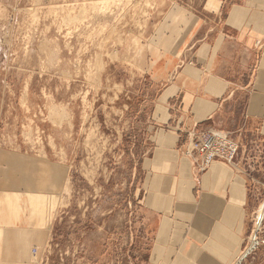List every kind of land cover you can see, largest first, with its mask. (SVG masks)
<instances>
[{
	"label": "rangeland",
	"instance_id": "rangeland-1",
	"mask_svg": "<svg viewBox=\"0 0 264 264\" xmlns=\"http://www.w3.org/2000/svg\"><path fill=\"white\" fill-rule=\"evenodd\" d=\"M201 1L0 0V152L31 156L42 181L37 162L50 161L41 160L68 188L59 201L28 197L40 217L58 204L48 241L31 248L36 264L145 262L139 166L155 103L156 33L175 10L194 13ZM255 195L234 264H264V186ZM4 204L15 216L18 199Z\"/></svg>",
	"mask_w": 264,
	"mask_h": 264
},
{
	"label": "crops",
	"instance_id": "crops-1",
	"mask_svg": "<svg viewBox=\"0 0 264 264\" xmlns=\"http://www.w3.org/2000/svg\"><path fill=\"white\" fill-rule=\"evenodd\" d=\"M193 10H175L156 33L155 103L139 166L150 242L143 264H234L264 186V0H202ZM209 129L227 133L238 152L233 165L215 160L199 172V156L183 149L189 133ZM0 153L8 157L0 158V264H36L31 248L48 241L58 204L40 217L28 197L59 201L61 190L29 185L31 156Z\"/></svg>",
	"mask_w": 264,
	"mask_h": 264
},
{
	"label": "built area",
	"instance_id": "built-area-1",
	"mask_svg": "<svg viewBox=\"0 0 264 264\" xmlns=\"http://www.w3.org/2000/svg\"><path fill=\"white\" fill-rule=\"evenodd\" d=\"M237 150V143L227 133L209 129L200 133H189L184 153L188 156H199L197 168L199 172H203L215 160L232 165ZM35 252L36 249L33 248L32 253Z\"/></svg>",
	"mask_w": 264,
	"mask_h": 264
},
{
	"label": "bare ground",
	"instance_id": "bare-ground-1",
	"mask_svg": "<svg viewBox=\"0 0 264 264\" xmlns=\"http://www.w3.org/2000/svg\"><path fill=\"white\" fill-rule=\"evenodd\" d=\"M100 1H107V0H100ZM103 3V2H102ZM105 3V2H104ZM82 9V8H81ZM79 10V9H78ZM79 11H81V10H79ZM78 11V12H79ZM83 13V12H82ZM78 15V14H77ZM76 15V16H77ZM76 19H77V17H75ZM73 19V18H72ZM75 19V20H76ZM80 19H82V18H80ZM83 20V19H82ZM70 21V20H69ZM73 21V20H72ZM72 21H71V23H72ZM77 23V22H76ZM43 43V42H42ZM43 45V44H42ZM44 46V45H43ZM43 46H41V48L43 47ZM58 50V49H57ZM55 52H57V51H55ZM44 53V52H43ZM49 57V56H48ZM25 96V95H24ZM22 99H23V97H22ZM63 109V108H62ZM51 112V111H50ZM53 112V111H52ZM61 113V112H60ZM59 113V114H60ZM55 114V113H54ZM62 114V113H61ZM64 114H65V112H64ZM67 114V113H66ZM56 118V117H55ZM64 118V117H63ZM56 121V120H55ZM58 121V120H57ZM60 122H61V119H60ZM59 126V125H58ZM52 143V142H51ZM44 157V156H43ZM45 162H43V161H41L40 160V162H37V168H35L36 169V171H41L42 173H43V175H44V178L46 177V180H41V178H38L36 175H31L30 174V183H29V185H31V186H41V187H44V188H47V189H54V190H63L64 189V187H65V190H67L68 188L66 187V185H67V181H66V183L64 182V184H63V179H60L59 180V182H58V174H59V172H57V171H51V172H49V170L47 169V167H45ZM17 165H19V166H23V163L21 164H13V168H16V166ZM55 170H59V171H61L60 170V168H58V167H56V168H54ZM63 169V168H62ZM47 177H48V180H47ZM39 182H41V183H39ZM42 196V195H41ZM51 199L52 200H55L56 199V196L54 197V196H52L51 197ZM62 203V202H61Z\"/></svg>",
	"mask_w": 264,
	"mask_h": 264
}]
</instances>
